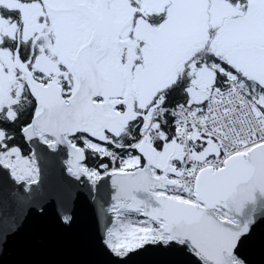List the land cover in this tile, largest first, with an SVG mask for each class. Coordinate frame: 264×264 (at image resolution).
Returning a JSON list of instances; mask_svg holds the SVG:
<instances>
[{"label":"snow or ice","instance_id":"1","mask_svg":"<svg viewBox=\"0 0 264 264\" xmlns=\"http://www.w3.org/2000/svg\"><path fill=\"white\" fill-rule=\"evenodd\" d=\"M53 228L264 264V0H0V255Z\"/></svg>","mask_w":264,"mask_h":264},{"label":"water","instance_id":"2","mask_svg":"<svg viewBox=\"0 0 264 264\" xmlns=\"http://www.w3.org/2000/svg\"><path fill=\"white\" fill-rule=\"evenodd\" d=\"M86 214L81 225L86 223ZM0 264H104V258L82 246L72 235L61 236L50 229L39 242L20 237L5 246ZM129 264H155L149 253L132 257Z\"/></svg>","mask_w":264,"mask_h":264}]
</instances>
